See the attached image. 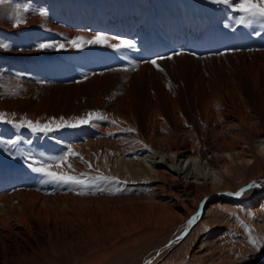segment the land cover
<instances>
[{
  "label": "bare ground",
  "instance_id": "6f19581e",
  "mask_svg": "<svg viewBox=\"0 0 264 264\" xmlns=\"http://www.w3.org/2000/svg\"><path fill=\"white\" fill-rule=\"evenodd\" d=\"M239 15L212 0H0V264H264V22ZM96 33L107 43H68Z\"/></svg>",
  "mask_w": 264,
  "mask_h": 264
},
{
  "label": "snow or ice",
  "instance_id": "6c2138e0",
  "mask_svg": "<svg viewBox=\"0 0 264 264\" xmlns=\"http://www.w3.org/2000/svg\"><path fill=\"white\" fill-rule=\"evenodd\" d=\"M212 2L216 3V4H220V5L229 6L232 9V11L240 13L238 18L236 19V23L239 25L252 24V23L258 22V21L264 22V0H212ZM39 14L41 16H45L46 12L41 11ZM21 23H23V19H22V17L18 16L15 20L14 26H19ZM68 43L71 44L75 48H80V47H83L84 44L107 43V39L103 34L96 33V35L89 40H85V38L82 36H77V37L69 40ZM54 46L55 45L50 44V43H42L39 45V47L41 49L54 47ZM59 47L63 48L64 45L60 44ZM111 47L114 48L116 51H121L123 49H132L135 47V44L131 40L121 39L119 41V43L111 44ZM0 48L7 49L8 45L4 44V43H0ZM169 58H171V57H169ZM151 63L156 64V61L153 60V61H151ZM88 117H89V119L98 118L95 116V114H92V113L88 114ZM5 119H6L5 115L3 113H0V121H5ZM89 119H81L80 122L81 123H88ZM7 122L11 123V121H7ZM27 125L34 132L35 131L48 132V131L53 130L49 124L40 125L39 122L33 123L32 121H27ZM16 126L19 127L21 125H16ZM71 126L74 127L76 125H71ZM128 131H134V130L128 129ZM4 143H7L9 145L14 146L17 143V141L16 140H8V141H4ZM29 143H31V141H29ZM70 155H73L71 150H69V152L66 153L65 156L56 158L58 166H59V163L61 161H66L68 156H70ZM33 163H36V161H33L28 166L32 167ZM40 164H41L40 167L34 168L33 170L36 172L43 173L46 177H48L49 179H51L53 181L70 183V184H81V183H83V181L76 176L51 171V170H49V165L44 164L42 161L40 162ZM68 167L71 168L72 165L69 164ZM93 179L94 180L99 179V180H103V181H111V180H114L115 178L101 175V176L95 177ZM256 186H259L257 184V182H253L248 187H256ZM246 190L247 189H241L240 191H237L235 193V195L241 196L244 194V192ZM196 218L197 217H195V216L192 217L189 220V224H192L196 220ZM252 243L255 246L257 244V241L253 240Z\"/></svg>",
  "mask_w": 264,
  "mask_h": 264
},
{
  "label": "rangeland",
  "instance_id": "374dc122",
  "mask_svg": "<svg viewBox=\"0 0 264 264\" xmlns=\"http://www.w3.org/2000/svg\"><path fill=\"white\" fill-rule=\"evenodd\" d=\"M203 21H206V19H203ZM202 22V20H200V23ZM209 22V21H208ZM214 23H216L215 21H214ZM124 71H126L127 69L126 68H124L123 69ZM114 77H116V78H114ZM113 78L114 79H111V87H112V89H114V87L117 85V83H118V80H120V75H115ZM81 81H83V82H85L86 80H85V78H81L80 80H78L77 82H80L81 83ZM41 86H45V85H41ZM179 86V85H178ZM176 86V90H177V96H170L171 97V99H174L175 98V100H177V101H179V107H178V109L177 110H179L180 111V113L181 114H185V115H187V116H189V115H194V113L196 112V110H197V108L195 107V105H192V104H190V101H189V99H188V96L185 94V92L184 91H182L183 89L181 88V86ZM179 93V94H178ZM182 94V95H181ZM82 97L83 96H79V98H80V100H82ZM188 100V101H187ZM186 102V103H185ZM185 103V104H184ZM185 105V106H184ZM191 105V106H190ZM188 106V107H187ZM197 106V105H196ZM219 106V105H218ZM216 107H217V105H216ZM183 108V109H182ZM217 108H220V106L219 107H217ZM217 108H215V107H211V110L212 109H217ZM186 109V110H185ZM188 109H189V111H191V112H188ZM210 110V111H211ZM186 111V112H185ZM194 111V112H193ZM190 113V114H189ZM195 117V116H194ZM225 245L228 247L229 246V242H227V243H225Z\"/></svg>",
  "mask_w": 264,
  "mask_h": 264
}]
</instances>
